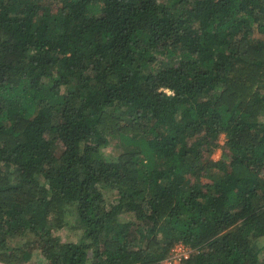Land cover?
I'll return each mask as SVG.
<instances>
[{
    "label": "trees",
    "instance_id": "16d2710c",
    "mask_svg": "<svg viewBox=\"0 0 264 264\" xmlns=\"http://www.w3.org/2000/svg\"><path fill=\"white\" fill-rule=\"evenodd\" d=\"M262 239L264 0H0V264Z\"/></svg>",
    "mask_w": 264,
    "mask_h": 264
},
{
    "label": "built area",
    "instance_id": "2783aa9c",
    "mask_svg": "<svg viewBox=\"0 0 264 264\" xmlns=\"http://www.w3.org/2000/svg\"><path fill=\"white\" fill-rule=\"evenodd\" d=\"M191 252V249L183 243L174 244L164 259L158 264H180L182 260L186 259Z\"/></svg>",
    "mask_w": 264,
    "mask_h": 264
},
{
    "label": "rangeland",
    "instance_id": "374dc122",
    "mask_svg": "<svg viewBox=\"0 0 264 264\" xmlns=\"http://www.w3.org/2000/svg\"><path fill=\"white\" fill-rule=\"evenodd\" d=\"M219 155H220V148L216 149L213 153V158L214 159H217L219 158ZM70 225L68 226H65L63 228H61L57 233L58 235L62 238V239H68V238H72V236L70 237L72 231H70ZM262 243H264V239L261 240Z\"/></svg>",
    "mask_w": 264,
    "mask_h": 264
}]
</instances>
